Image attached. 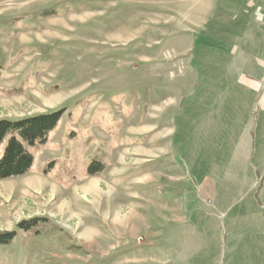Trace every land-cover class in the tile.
<instances>
[{"label": "rangeland", "instance_id": "1", "mask_svg": "<svg viewBox=\"0 0 264 264\" xmlns=\"http://www.w3.org/2000/svg\"><path fill=\"white\" fill-rule=\"evenodd\" d=\"M57 111L0 264H227L264 225V0H0V121Z\"/></svg>", "mask_w": 264, "mask_h": 264}, {"label": "trees", "instance_id": "2", "mask_svg": "<svg viewBox=\"0 0 264 264\" xmlns=\"http://www.w3.org/2000/svg\"><path fill=\"white\" fill-rule=\"evenodd\" d=\"M61 111L24 117L18 120L0 121V180L22 176L29 172L33 164L30 148L42 145L47 136L57 125ZM101 169L88 168L89 174ZM35 224L21 222L16 230L0 232V246L9 244L15 237L17 230L28 231Z\"/></svg>", "mask_w": 264, "mask_h": 264}, {"label": "crops", "instance_id": "3", "mask_svg": "<svg viewBox=\"0 0 264 264\" xmlns=\"http://www.w3.org/2000/svg\"><path fill=\"white\" fill-rule=\"evenodd\" d=\"M244 55L247 56V53L244 52ZM256 61L257 60H255V62ZM204 117L203 116L201 117V122L204 126L205 125L207 126L210 123L209 121L216 120L213 118L212 113H208V115L206 113ZM184 119H189V118H184ZM251 134H252V131H250V129L248 128L244 129L243 135L245 137L247 136L248 138L247 141L252 139ZM262 135L264 136V132ZM236 142H237L236 145L240 144L239 141L236 140ZM249 152H250V148H249ZM262 157H263L262 154H260V156L256 155L254 159H251L248 157V152H246V154L244 155L243 153L234 154L233 159L236 161H241V162H243V160L249 161V159H251V161L254 160L255 166L258 165L260 168H263L264 165H263ZM257 171H258V168H257ZM213 196L223 199L222 200L223 203L221 204L220 207H224V208L226 207L227 204L232 202L233 199L237 198V195H213ZM257 197H258L257 200L260 202L259 204L260 206L259 205L255 206L256 207L255 209L253 208L251 210L249 209V211L248 210L246 211L247 213L245 215L247 216L248 219H247V222L245 223V226L247 225V223L253 226L255 224L258 225L261 222H264V210H263L262 217H257L258 215L256 214L257 213L256 210L258 212L260 211L258 207L264 208V195H258ZM243 228H241V232L238 233L236 236L230 235L231 239L228 242V245L225 246L227 248V250L225 251V254L228 255L227 259H229L227 264H246V263L248 264V262L249 264H255V263L257 264L258 262H260V260L264 258V225H262L259 231H256L257 233L253 232L252 230H248V228H245V230L247 229V231L245 232L246 234H244ZM255 249H258V250L261 249V250L256 251ZM252 256H256V259H254V257ZM257 257L259 258L257 259Z\"/></svg>", "mask_w": 264, "mask_h": 264}]
</instances>
